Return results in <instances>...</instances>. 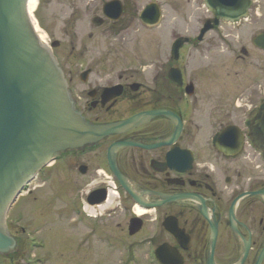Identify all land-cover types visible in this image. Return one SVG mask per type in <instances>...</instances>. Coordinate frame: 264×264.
<instances>
[{"label":"flooded vegetation","instance_id":"1","mask_svg":"<svg viewBox=\"0 0 264 264\" xmlns=\"http://www.w3.org/2000/svg\"><path fill=\"white\" fill-rule=\"evenodd\" d=\"M241 5L237 0L216 1L218 9L239 15L230 21L209 11L205 0H87L91 25L87 36L101 42L103 55L94 53L88 62L69 68L62 62L82 115L93 123H109L161 110L171 118H146L95 148L62 154L42 169L26 189L23 206L14 216L12 210L8 222L23 251L33 243L22 237L25 229L19 222L26 217L28 228L36 222L35 217H27L32 209L30 196L54 182V205H61L58 214L70 199L69 213L76 224L72 229L80 234L67 250H77L78 241L85 253L93 246L112 245L121 251L126 247L136 253L135 264H158L155 252L164 246L167 264H264V156L252 141L260 134L261 123L255 117L264 102V0H249L246 9L239 11ZM147 6V19L153 6L159 10L167 6L171 40L187 39L178 60L169 57L167 64H161L152 85L136 81L139 70L133 67L115 74L112 84L90 80L91 74L100 75L109 66L110 53L117 58L141 56L136 31L158 28L141 21ZM204 27L208 29L202 32ZM49 41L57 60V22ZM184 51L188 60L227 55L230 75L245 77L247 87H174L166 74L177 67L185 82ZM87 52L81 41H71L69 58L85 59ZM209 63L202 62V69ZM86 70L87 80L81 82ZM109 88L114 89L107 92ZM119 141L129 144L117 151L115 164L133 187L134 199L120 188L108 167V149ZM132 224L138 230L129 235Z\"/></svg>","mask_w":264,"mask_h":264},{"label":"water","instance_id":"2","mask_svg":"<svg viewBox=\"0 0 264 264\" xmlns=\"http://www.w3.org/2000/svg\"><path fill=\"white\" fill-rule=\"evenodd\" d=\"M179 46L180 41L175 42L174 55ZM171 78L180 86L178 72ZM138 121L135 115L111 124L87 122L76 110L50 48L35 32L27 0H0V255L15 250L6 214L35 173L59 153L96 145ZM255 140L264 153V130ZM125 144L112 145L108 160L120 185L134 196L114 164V154Z\"/></svg>","mask_w":264,"mask_h":264},{"label":"rangeland","instance_id":"3","mask_svg":"<svg viewBox=\"0 0 264 264\" xmlns=\"http://www.w3.org/2000/svg\"><path fill=\"white\" fill-rule=\"evenodd\" d=\"M86 3L87 0H37V6L32 12V17L36 20L35 23L38 22V32L45 37L44 39L46 41L54 37L55 23L57 22V41L59 42L57 52L60 55L57 57L67 68L78 65L79 61L88 62L94 53L103 55L102 51H100L102 47L101 42L99 43L95 37L89 38L87 36V33L91 31V25H89L90 18L88 15L90 14L87 11ZM75 11L77 12L76 16L72 18L71 16ZM170 15L171 12L167 6H163L162 19L156 30L146 31L141 28L136 31V35H140V41L138 43L141 52L140 57L132 59L128 55H125L117 58L116 55L110 53L109 66L103 67L100 75L91 74L89 79L97 81L100 78V85L112 84L116 82L115 74L133 67L139 70L136 81L142 84L152 85L155 75L154 71L160 69L161 64H167L169 59ZM74 34L77 35V38H74ZM72 40L75 42L81 41L86 45L88 52L85 59L76 61L69 58L68 52ZM225 56H217L216 59L212 60H200L199 58L191 57L193 59L188 60V56L184 51L182 53V64L186 65L185 81L192 82L194 87H225L226 90L231 89L230 87H247L245 77L235 79L230 75L229 57ZM209 61L210 63L207 69L203 70L202 62L208 63ZM98 68L100 69L101 67L99 66ZM157 79V86L162 85L160 83L162 77L158 76ZM77 87L88 86L77 84ZM52 180L53 178L50 181ZM55 186L56 183L54 182L47 183L44 186L45 188H40L36 194L33 192L30 196L29 200L32 204V209H30L27 217H35L36 222L29 225V230H33L34 234L43 240L45 247L41 249L28 248L18 264H40V260L36 261L37 258L44 260L41 264H122L123 259H127V252H119L114 246L100 248L93 246L89 253H85L84 245L78 241L79 245L76 246H79V248L77 250L73 247L72 251L71 249L65 251L66 248L71 246L75 238L80 237V234H76L72 229L76 227V224L72 219V215L69 213L70 199L67 200L68 205L66 208L58 214L61 205H59L60 203H57V206L54 205ZM24 202V198L20 201L18 199L14 205L16 207L12 212L13 216L18 211L17 207L19 206L21 208ZM55 207H57V219L55 216ZM38 220L39 222H37ZM24 222H28L26 217L23 219ZM39 223L44 224V226L38 225ZM117 234L120 233L118 232ZM126 240H128L127 236ZM88 241L92 243L94 237L89 238ZM85 256L87 260H84ZM139 264L146 263L141 261Z\"/></svg>","mask_w":264,"mask_h":264},{"label":"bare ground","instance_id":"4","mask_svg":"<svg viewBox=\"0 0 264 264\" xmlns=\"http://www.w3.org/2000/svg\"><path fill=\"white\" fill-rule=\"evenodd\" d=\"M36 4H37L36 0H28L27 9H28L29 14H31L34 11ZM33 24H35V23H33ZM35 26H36V24H35ZM36 27H35V29H36ZM40 37H41V39H44V37L42 35ZM137 212H138V209H137Z\"/></svg>","mask_w":264,"mask_h":264}]
</instances>
